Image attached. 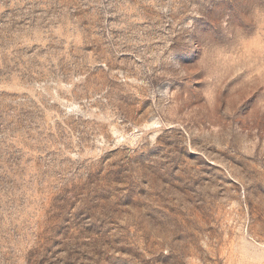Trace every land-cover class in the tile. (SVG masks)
<instances>
[{"label":"rangeland","instance_id":"obj_1","mask_svg":"<svg viewBox=\"0 0 264 264\" xmlns=\"http://www.w3.org/2000/svg\"><path fill=\"white\" fill-rule=\"evenodd\" d=\"M0 264H264V0H0Z\"/></svg>","mask_w":264,"mask_h":264}]
</instances>
